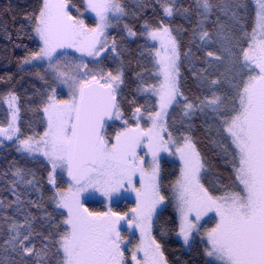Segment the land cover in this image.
Listing matches in <instances>:
<instances>
[{"label": "snow or ice", "instance_id": "6c2138e0", "mask_svg": "<svg viewBox=\"0 0 264 264\" xmlns=\"http://www.w3.org/2000/svg\"><path fill=\"white\" fill-rule=\"evenodd\" d=\"M198 2L205 12L210 10L209 0ZM171 3L168 0L164 8L167 16L173 14ZM256 4L255 27L248 36L247 48L242 50V75L233 86L234 95L230 98L213 92L200 102L201 111L210 109L219 118L216 132L231 149L233 182L221 195H213L200 182L204 164L191 137L181 136V144L166 127L167 109L173 102L179 103L177 97L182 95L177 79V41L170 28L147 31L164 50L163 55L159 50L155 52L163 80L158 88L151 87L159 97V110L148 113L150 126L140 127L141 109L137 107L133 113L135 127L125 120L123 129L109 136L108 122L122 116L117 91L123 83V71L114 74L96 66L109 50L117 52V43L113 39L109 44L106 30L113 26L114 19L125 15V9L120 0H85V10L95 13L98 19L95 27H88L83 19L72 15L69 0H41L38 11L30 17L40 46L23 63H46L52 84L66 88L69 98L57 99L56 88L49 85L51 94L42 107L46 122L43 135L20 140L19 150L46 158L50 165L48 181L54 186L51 199L57 209L66 210L61 213L65 217L62 226L52 238L58 264H129L120 232V222L128 220L127 214L110 208L93 212L82 199L99 193L111 201L123 191L135 192L138 199L128 224L140 229L141 242L132 249L131 261L168 264L162 245L151 235L153 215L166 199L161 193V152L179 154L182 161L180 176L172 188L179 217L177 235L184 244H189L193 233L201 236L206 264H264V0H256ZM128 34L135 35L130 29ZM200 38L211 40L202 28ZM213 56V52H207V57ZM209 83L219 86L220 81L212 79ZM16 100L15 95L9 96L12 121L7 128L0 127V136L8 140L18 131ZM195 107L186 103L184 115ZM142 146L145 156L151 154L147 167L144 156L138 154ZM58 169L70 180L66 190L55 188ZM15 174L23 179L22 170ZM137 176L139 188L134 185ZM209 213L214 214L209 217L214 225L204 228L201 221ZM25 219L27 222L30 218ZM11 231L7 244L22 258L21 264H27L25 257L35 255L43 260L48 256L47 244L36 251L31 243L30 223H13ZM138 253H143L142 258Z\"/></svg>", "mask_w": 264, "mask_h": 264}, {"label": "trees", "instance_id": "16d2710c", "mask_svg": "<svg viewBox=\"0 0 264 264\" xmlns=\"http://www.w3.org/2000/svg\"><path fill=\"white\" fill-rule=\"evenodd\" d=\"M84 0H69L72 8L82 10ZM125 15L119 21L113 39L117 43V58L123 71V83L118 91V104L123 116L128 118L139 107L153 111L157 102L152 95H142L140 84H154L157 80L153 50L156 43L145 36L147 29L167 26L177 41L179 53L178 87L181 100L195 107L188 116L180 105L174 104L167 115L166 127L173 138L190 136L204 164L201 181L213 195H220L233 182L230 147L216 128L218 117L210 109L200 110V102L217 95H234V85L239 83L242 50L247 48L256 20L253 0H209V11L198 0H172L173 14L167 16L164 8L168 0H120ZM41 0H0V125L8 121V112L1 99L13 93L19 103V134L17 139L0 147V264H21V257L12 251L7 241L12 236L13 223L32 225L31 243L36 251L48 245V256L40 260L35 255L25 257L27 264H58L52 238L65 218L52 201L54 186L48 181L50 165L40 157H31L19 150V141L38 137L46 128L42 107L49 95L51 78L42 75L37 67H23V61L38 51L39 40L32 31V17ZM76 14V10L72 11ZM85 21L94 26L96 21L85 14ZM127 26V27H125ZM147 26V27H146ZM124 28L135 33L125 34ZM201 28L211 40H201ZM213 57H207V52ZM215 56H220L216 60ZM209 64L211 67H209ZM220 81L219 86L209 83ZM54 84H52L53 87ZM61 96V94H59ZM187 98L185 100L184 98ZM110 127L107 134L111 133ZM181 140V139H179ZM22 170L23 179L15 173ZM180 167L175 161H161V193L165 206L154 219L153 235L162 245L168 264H206L202 255L204 243L195 235L187 247L177 238L176 215L172 185L179 178ZM31 180L32 183H27ZM19 196V200H17ZM90 210L104 211L103 202H88ZM132 201L113 204L114 211L123 213L132 208ZM26 217L30 219L26 222ZM23 231V229H21ZM43 237H49L48 240ZM136 241L134 236L133 242Z\"/></svg>", "mask_w": 264, "mask_h": 264}, {"label": "rangeland", "instance_id": "374dc122", "mask_svg": "<svg viewBox=\"0 0 264 264\" xmlns=\"http://www.w3.org/2000/svg\"><path fill=\"white\" fill-rule=\"evenodd\" d=\"M254 1V4L256 6V10H257V7L258 5L256 4V0H253ZM202 7V6H201ZM203 8V7H202ZM204 9V8H203ZM69 10L70 12L72 13L73 10H76V14H73V16H77L79 19H83L85 24L88 26V27H95L97 22H98V19L97 17L95 16V13L91 12L90 10H85V0L83 1V8L82 10H77L75 8H72L69 4ZM85 14H89L95 21H96V24L94 26H89L86 21H85ZM123 18V16H121L119 19H114L113 20V26L108 28L106 30V36L108 38V42L109 44H111L112 40H113V37H114V33L115 31L117 32L118 31V24H119V21ZM128 30L129 28H124V31H125V34L128 36V37H133L134 35L130 36L128 34ZM131 30V29H130ZM152 29H147L145 31V36L149 39V41L151 42H154L156 43V47L154 48L153 50V59H154V65L156 67V76H157V80L154 84H146L145 82L141 83L140 85V90L139 92L142 94V95H152L154 97V99L156 100L157 102V109L155 111H158L159 110V97L151 90V87L153 85H155L157 88L159 87L160 83L162 82L163 80V76L159 73V65L156 63V60L159 59L158 57L155 56V52L157 50L161 51L162 55H163V52L164 50L161 49L160 47V41L159 40H152L151 37H149L147 35V31H151ZM132 31V30H131ZM78 55V54H77ZM104 57H107L106 59ZM104 57L101 58V63L99 65H97L96 67L99 68V69H103L105 72L107 71H112L114 74L117 72V70H122L121 69V66H120V63L118 61V58H117V54L116 53H112L111 50H109L107 53L104 54ZM88 59V58H86ZM177 66L179 68V60L177 61ZM23 67L24 68H28V67H37V68H41L43 70V73L42 75H45V76H48L50 77L49 73H48V69H47V65L46 63L42 62V61H36V60H33L31 63L29 64H24L23 63ZM91 67V65H90ZM51 78V77H50ZM178 78H179V75H178ZM177 78V79H178ZM121 84L119 85V88H120ZM53 87L56 88V98L57 99H68L69 96H68V91L66 88H62L60 86H57V85H53ZM119 88H118V91H119ZM117 91V93H118ZM51 94V91L50 93ZM59 94H61V96H59ZM10 95H15L13 93H9L7 95H5L1 101L2 103L5 105L6 109H7V112H8V121L6 124L4 125H0V127H3V128H7L9 123H11L12 121V109L9 108V103H8V99H9V96ZM16 96V95H15ZM17 97V96H16ZM181 97L182 96H178L177 97V102H173L172 106L174 104H178L182 107L183 109V112L185 113L186 111V108H185V104L186 102L183 101V99L181 100ZM15 105L16 107L19 109V103H18V98L17 100L15 101ZM170 106L168 109H167V112H169L170 108L172 107ZM120 107V105H119ZM200 107H202V105L200 104ZM121 110V108H120ZM135 111V110H134ZM134 111L131 113V115L128 117V118H125L123 116V112L121 110V113H122V116L120 119H113L111 121H109V125H110V131H112L111 133H108L109 136L113 135L116 131H120L123 129V127L125 126L124 125V121L127 120V123L128 125L132 126V127H135L136 125V120L135 118L133 117V113ZM149 112H154L151 108V105L149 104L146 108V110H141L140 112V120H139V124H140V127L141 128H147L150 126L151 122L148 120V113ZM165 120H167V117H165ZM16 127L18 128V131L16 133L15 136H13V138L11 140H8L6 138H4L3 136H0V147H2L5 143H9L15 139H17L18 137V134H19V111L17 112V120H16ZM109 128V127H108ZM43 135V134H42ZM40 135V136H42ZM39 137V136H38ZM37 137V138H38ZM165 139H167V135L165 134ZM177 139V138H175ZM178 142L179 143H183V140H179L178 139ZM19 149H20V144L18 145ZM146 149L142 146L140 149H138V154L141 155V156H144V160H145V167L148 166V164L150 163L151 161V154L149 153L148 155H144ZM23 153V151H21ZM26 153L27 155L31 156V157H40L42 159H44L46 162V158H44L43 156H41L39 153H36V154H29L27 152H24ZM165 158L167 160H170V161H175L179 164V167L181 169L182 167V161L179 159V154H171L169 152H161L159 154V164H160V179H161V161L162 159ZM201 173H202V170L200 172V182L202 183L201 181ZM56 176V185H55V188H59L61 190H66L69 186V183H70V180L69 178L67 177L66 173H62L59 169L57 170V173L55 174ZM180 176V175H179ZM134 185L135 187L139 188L140 187V182H139V176H137L134 180ZM172 194H173V188H172ZM221 195V194H220ZM83 201H84V205L85 207L88 208V206L85 204V201L87 200L88 202H103L104 203V206H105V210L104 211H108L109 208L113 210L112 208V205L113 204H117V203H120L121 201L123 200H127V201H132L134 203V205L132 206L131 209L121 213V214H127L128 216V220H131V217L133 215L132 213V209L136 208L137 207V203H138V199H137V196H136V193L135 192H132V191H123L121 193L120 196H115L113 197V199L111 201H108L106 197L100 195L99 193H96L92 198H87V197H84L82 198ZM173 202H174V207H175V198H174V195H173ZM165 206V201L163 204L161 205H158L157 206V209H156V212L155 214L153 215V218H152V225H151V235L154 237L153 235V224H154V219L156 217V215L158 214V212L160 210H162V208ZM89 209V208H88ZM90 210V209H89ZM66 211V210H65ZM90 211H93V210H90ZM104 211H93V212H104ZM175 211H176V207H175ZM114 212H117V211H114ZM121 211H119L118 213H120ZM176 215L178 217V213L176 211ZM214 216V214L212 213H209L208 216L204 217V219L201 221V224L203 225L204 228H210L214 225V220H210L209 217H212ZM128 220L126 221H121L120 222V232H121V236L123 237L125 243L122 245V247L125 249V256L126 258L128 259L129 261V264H135V262L131 261V251L133 248H135L137 245L140 244L141 242V232H140V229L139 228H136V227H129V224H128ZM178 222H179V217H178ZM197 235L196 233H193V237ZM134 236L136 237V241L133 242V238ZM198 236V235H197ZM202 241H203V238L201 236H198ZM177 238L184 244L183 242V238L179 235H177ZM192 239H190L191 241ZM189 241V243H190ZM189 245V244H188ZM188 245H185V247H187ZM143 256V253H138V258H142Z\"/></svg>", "mask_w": 264, "mask_h": 264}, {"label": "water", "instance_id": "95a60500", "mask_svg": "<svg viewBox=\"0 0 264 264\" xmlns=\"http://www.w3.org/2000/svg\"><path fill=\"white\" fill-rule=\"evenodd\" d=\"M117 100H118V97H117Z\"/></svg>", "mask_w": 264, "mask_h": 264}]
</instances>
